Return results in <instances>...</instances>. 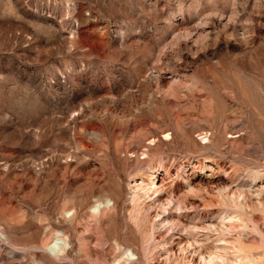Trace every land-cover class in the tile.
Masks as SVG:
<instances>
[{"label": "rangeland", "instance_id": "rangeland-1", "mask_svg": "<svg viewBox=\"0 0 264 264\" xmlns=\"http://www.w3.org/2000/svg\"><path fill=\"white\" fill-rule=\"evenodd\" d=\"M0 264H264V0H0Z\"/></svg>", "mask_w": 264, "mask_h": 264}, {"label": "bare ground", "instance_id": "bare-ground-1", "mask_svg": "<svg viewBox=\"0 0 264 264\" xmlns=\"http://www.w3.org/2000/svg\"><path fill=\"white\" fill-rule=\"evenodd\" d=\"M102 206V203H100L99 205H97L96 206V208L95 209H98V208H100ZM62 244V241H61V239H57L52 245H51V247H60V245Z\"/></svg>", "mask_w": 264, "mask_h": 264}]
</instances>
